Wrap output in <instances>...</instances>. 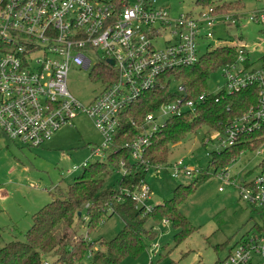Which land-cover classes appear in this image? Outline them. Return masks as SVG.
Listing matches in <instances>:
<instances>
[{
    "label": "built area",
    "instance_id": "1",
    "mask_svg": "<svg viewBox=\"0 0 264 264\" xmlns=\"http://www.w3.org/2000/svg\"><path fill=\"white\" fill-rule=\"evenodd\" d=\"M249 20L264 22V10L254 11ZM219 21L235 24L231 13L216 12L212 6L172 16L156 0H0V42L8 47L0 53L1 133L23 146L38 147L82 113L102 138L91 155L104 158L123 130L122 112L146 92L164 91L170 99L146 113L140 123L132 121V116L126 119L137 132L124 147L131 161H142L153 136L169 118L195 112L203 102V93L188 98L179 82L181 94L171 93L170 78L176 76L168 72L197 63L200 42L213 37L212 29ZM93 50L104 55L97 65L107 64L111 69L108 81L99 77L98 94L83 104L68 92L66 77L70 65L89 68L88 53ZM244 55V48H237L235 61L220 68L226 79L223 88L238 91L255 83L258 103L219 134L225 146L235 144L242 134L254 133L264 122V69L245 66ZM166 166L173 179L180 170L191 173L181 161ZM120 167L126 173L123 161ZM153 168L158 170L159 165ZM215 176L222 183L238 182L240 198L264 215V167L248 180L231 177L229 166ZM125 193L135 207L146 211L152 207L146 205L150 187L144 179ZM261 227L245 234L222 264H264V224Z\"/></svg>",
    "mask_w": 264,
    "mask_h": 264
},
{
    "label": "rangeland",
    "instance_id": "2",
    "mask_svg": "<svg viewBox=\"0 0 264 264\" xmlns=\"http://www.w3.org/2000/svg\"><path fill=\"white\" fill-rule=\"evenodd\" d=\"M241 1L244 8L239 11L240 17L236 23L219 21L212 29L213 37L200 42L199 55L217 44L243 47L244 57L252 63V69L259 70L264 66V59L261 58L264 56V22L254 23L249 16L254 11L264 10V0ZM156 5L168 8L172 16L194 13L199 8L195 0H156ZM88 54L91 66L84 69L70 65L66 77L68 92L83 104H88L102 88L101 80L95 78L94 73L100 71L101 67L97 64L104 55L99 50ZM170 80L171 93L180 95L178 80ZM225 82L218 69L209 75L207 91L218 93ZM72 121L71 125L54 131L38 147L23 146L0 131V247L11 240H23V234L31 223V215L51 201L52 197H57L60 191L65 192L83 172L84 162H105L106 156L100 158L91 155L92 149L102 141L92 121L82 113ZM219 134L202 126L196 134L188 135L169 148L166 164H155L159 165L158 170L153 168L155 165L151 166L144 176V181L150 187L146 205L154 206L173 197L178 184L188 186L202 172L204 176L198 178L192 187L194 189L178 206L180 213L196 229L176 244V229L171 223H164L163 220L155 222L149 218L145 228L153 227V236L146 241L145 250L137 257H125L118 264H220L233 244L245 234L255 232L254 224H264V215L240 198L238 182H232L233 185L220 182L212 167L208 166L212 152H219L225 146L224 140L219 139L224 137ZM107 151L104 150V153ZM262 159L264 143L257 145L253 151H242L228 164L229 173L237 180L253 178L260 170ZM176 161H181L191 173L186 175L180 170L178 177L173 179L169 166L165 165ZM200 169L201 172H198ZM122 174L123 169L119 167L106 178L103 186L117 187ZM219 186L222 187L221 191L218 190ZM122 228V219L113 214L88 234L85 223L78 225L77 232L82 233L88 242H93L97 238L110 240ZM87 258L84 256L77 264H88ZM56 259V253L51 251L43 255L42 263L62 264Z\"/></svg>",
    "mask_w": 264,
    "mask_h": 264
},
{
    "label": "trees",
    "instance_id": "3",
    "mask_svg": "<svg viewBox=\"0 0 264 264\" xmlns=\"http://www.w3.org/2000/svg\"><path fill=\"white\" fill-rule=\"evenodd\" d=\"M195 4L202 9L212 6L216 12L231 13L235 23L240 17L239 11L244 8V2L241 0L216 3L211 0H195ZM7 49L8 47L0 42V53ZM236 57L237 47L217 44L211 50L206 49L197 63L168 72V75L174 74L184 86L188 98L203 93L204 99L195 112L169 118L153 136L152 143L143 153V160L140 162L131 161L127 148L124 147L137 132L133 124L126 119L132 116V121L140 123L146 113L170 97L164 91L146 92L139 101L122 112L123 130L114 139L112 151L107 154L105 162H87L83 172L65 192L60 191L57 197H52L51 201L34 212L30 226L23 234V240H11L0 247V264H42L43 255L51 251L57 255L56 261L62 264H77L84 256L88 257V264H118L125 257H137L145 250L146 241L153 236V227L145 228V222L149 218L155 222L166 220L171 223L176 229V244L192 233L196 227L180 213L178 206L194 189L192 187L198 182V178L204 176L201 169L192 184H178L173 197L147 211L142 207H135L130 194L125 193V190L135 189L151 166L166 164L168 150L172 145L188 135L196 134L202 126H206L209 131L223 133L243 112L256 106L258 88L255 83L238 91L227 92L224 88L218 93L207 91L209 75L223 66L232 64ZM261 58L264 59V56ZM251 64L244 57V65ZM261 68L264 69V66ZM110 69L107 64H103L100 71L94 73V77L99 79L102 75V81L106 82ZM263 140L264 122L254 133L242 134L235 144L225 146L219 152H212L208 166L216 172L232 163L242 151L255 150ZM120 161H123L126 173L121 175L117 187H104L106 178L120 167ZM259 166L264 167V159ZM180 190L181 194H177ZM113 214L122 219L123 228L112 239L97 238L88 242L82 233L77 232L78 225L85 223L88 234ZM254 225L256 230H261V225ZM235 244L230 247L228 253Z\"/></svg>",
    "mask_w": 264,
    "mask_h": 264
},
{
    "label": "water",
    "instance_id": "4",
    "mask_svg": "<svg viewBox=\"0 0 264 264\" xmlns=\"http://www.w3.org/2000/svg\"><path fill=\"white\" fill-rule=\"evenodd\" d=\"M108 62H111V60H108Z\"/></svg>",
    "mask_w": 264,
    "mask_h": 264
}]
</instances>
